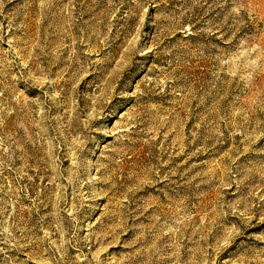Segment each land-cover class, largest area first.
I'll return each instance as SVG.
<instances>
[{"label": "rangeland", "instance_id": "obj_1", "mask_svg": "<svg viewBox=\"0 0 264 264\" xmlns=\"http://www.w3.org/2000/svg\"><path fill=\"white\" fill-rule=\"evenodd\" d=\"M0 264H264V0H0Z\"/></svg>", "mask_w": 264, "mask_h": 264}]
</instances>
